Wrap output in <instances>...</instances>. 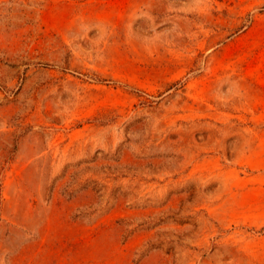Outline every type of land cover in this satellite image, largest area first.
<instances>
[{
	"label": "rangeland",
	"instance_id": "1",
	"mask_svg": "<svg viewBox=\"0 0 264 264\" xmlns=\"http://www.w3.org/2000/svg\"><path fill=\"white\" fill-rule=\"evenodd\" d=\"M0 264H264V0H0Z\"/></svg>",
	"mask_w": 264,
	"mask_h": 264
}]
</instances>
